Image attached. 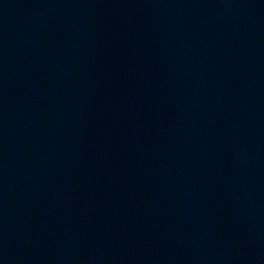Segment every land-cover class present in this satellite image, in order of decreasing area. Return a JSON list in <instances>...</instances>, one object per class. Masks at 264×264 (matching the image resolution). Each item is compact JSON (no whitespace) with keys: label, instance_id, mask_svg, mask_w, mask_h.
<instances>
[{"label":"water","instance_id":"water-1","mask_svg":"<svg viewBox=\"0 0 264 264\" xmlns=\"http://www.w3.org/2000/svg\"><path fill=\"white\" fill-rule=\"evenodd\" d=\"M0 264H264V0H0Z\"/></svg>","mask_w":264,"mask_h":264}]
</instances>
